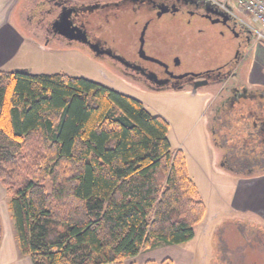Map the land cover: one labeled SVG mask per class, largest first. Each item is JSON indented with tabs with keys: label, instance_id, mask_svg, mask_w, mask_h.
<instances>
[{
	"label": "trees",
	"instance_id": "16d2710c",
	"mask_svg": "<svg viewBox=\"0 0 264 264\" xmlns=\"http://www.w3.org/2000/svg\"><path fill=\"white\" fill-rule=\"evenodd\" d=\"M218 106L206 117L223 168L264 174V133L238 117L222 126ZM168 130L139 100L87 78L0 70V184L20 254L32 264H122L192 240L206 206Z\"/></svg>",
	"mask_w": 264,
	"mask_h": 264
},
{
	"label": "rangeland",
	"instance_id": "374dc122",
	"mask_svg": "<svg viewBox=\"0 0 264 264\" xmlns=\"http://www.w3.org/2000/svg\"><path fill=\"white\" fill-rule=\"evenodd\" d=\"M49 7L48 0H26L22 3L17 12V26L23 37L42 50L22 48L12 58L8 68H24L33 74L64 73L84 77L139 100L150 114L162 117L169 124L167 136L171 148L182 151L188 174L206 206L205 217L195 227L192 240L180 245L159 243L155 248L147 249L122 264H143L147 258L156 262L164 258L171 259L169 256L173 255L176 246L195 253L196 259L192 264H264L263 222H255L254 218L236 214H223L225 216L220 220L216 218L217 213L224 210L236 196L239 182L235 175L226 176L218 170L216 152L207 131V103L209 106L217 103L220 99L219 96L215 97L217 92L212 89L195 94L186 91L147 90L126 81L80 49L68 48L64 43H45L42 26L39 23L37 25V22L41 17L43 22H47L49 15L46 11ZM143 21L144 19L134 17L127 22L118 23L121 34L118 38L121 39L119 47L126 51L138 47ZM105 28L95 27L93 31H104L105 34L110 30ZM184 28L186 27L178 28L176 33L177 55L185 62L183 73L198 71L199 67L206 71L218 69L236 54L238 38L230 36L220 26L211 30V33L208 30L202 39L197 38L199 36L196 32L185 31ZM163 37L161 41L166 39ZM256 41L264 43V38H257ZM210 98L213 99L212 104ZM8 202L9 197L0 184V225L3 224V233L7 232L9 226L14 232L13 221L7 210Z\"/></svg>",
	"mask_w": 264,
	"mask_h": 264
},
{
	"label": "flooded vegetation",
	"instance_id": "af4514ba",
	"mask_svg": "<svg viewBox=\"0 0 264 264\" xmlns=\"http://www.w3.org/2000/svg\"><path fill=\"white\" fill-rule=\"evenodd\" d=\"M48 3L50 7L46 14L49 19L43 22L41 17L37 22V25L39 23L42 26L45 43H64L68 48L80 49L126 81L147 90L186 91L193 94L215 90L220 99L217 100L219 106L214 118L222 122V126L231 117H238L246 119L244 122L247 126L256 127L264 133V89L249 87L243 81L242 67L249 57L250 48L246 42L250 36L246 33L240 36L238 33L241 28L237 22L231 18L225 21L223 11L216 6H209L207 0H48ZM160 13L164 14L158 18ZM62 15L75 28V36L76 30L82 32L77 35L82 34L84 41L68 40L54 31L53 25ZM134 17L144 19L138 47L126 51L119 47L121 39L118 38L121 34L118 23ZM151 20L141 51L140 36L146 23ZM94 26L110 30L105 34L104 31L95 33ZM219 26L239 40L233 58L218 69L206 71L196 65L201 71L183 73L185 62L176 51L178 28L186 27L185 31L196 32L199 36L197 38L202 39L208 30L211 33V30ZM162 37L166 39L161 41ZM257 103H263L259 112L254 110ZM247 132L253 135V131Z\"/></svg>",
	"mask_w": 264,
	"mask_h": 264
},
{
	"label": "crops",
	"instance_id": "0c3cea01",
	"mask_svg": "<svg viewBox=\"0 0 264 264\" xmlns=\"http://www.w3.org/2000/svg\"><path fill=\"white\" fill-rule=\"evenodd\" d=\"M26 0H0V70H9L8 65L12 62L20 50L24 47L41 48L34 45L28 39L22 36L17 26V19L20 7ZM33 16V15H32ZM45 50V49H44ZM243 68V81L249 87H262L264 89V43L253 40L250 45L248 60ZM219 95H215L218 97ZM220 97V96H219ZM211 100V101H210ZM213 99H209L212 104ZM208 101V102H209ZM207 107H209L207 103ZM207 131L209 128L207 125ZM215 149L217 168L226 176L233 175L228 172L220 162L222 151ZM238 177V176H234ZM238 189L236 196L225 207L224 210L217 213V220H220L223 214H236L242 217L254 218L264 223V174L249 178L238 177ZM206 213V212H205ZM205 217V216H204ZM204 219V218H203ZM203 221V220H202ZM3 224L0 225V264H32L29 257L20 254L15 233L12 228L7 227L5 233L2 231ZM176 250L169 256L173 264H192L195 261V253L183 250L182 247H175ZM151 258H147L149 260ZM144 261V262H145ZM155 261V260H154ZM161 260H157L160 263Z\"/></svg>",
	"mask_w": 264,
	"mask_h": 264
},
{
	"label": "built area",
	"instance_id": "2783aa9c",
	"mask_svg": "<svg viewBox=\"0 0 264 264\" xmlns=\"http://www.w3.org/2000/svg\"><path fill=\"white\" fill-rule=\"evenodd\" d=\"M226 12L257 40L264 38V0H207Z\"/></svg>",
	"mask_w": 264,
	"mask_h": 264
},
{
	"label": "water",
	"instance_id": "95a60500",
	"mask_svg": "<svg viewBox=\"0 0 264 264\" xmlns=\"http://www.w3.org/2000/svg\"><path fill=\"white\" fill-rule=\"evenodd\" d=\"M209 4V6H214L213 4H211L209 1H207ZM222 11V10H221ZM164 13H160L158 14V18L161 17ZM222 15H224V20H228V19H232V17L230 15H228L226 12H222ZM152 22L148 21L144 27V29L142 30L141 36H140V42H141V46H140V50H143V45H144V37L146 34V30L149 26V24ZM238 24V23H237ZM239 25V24H238ZM54 31H57L60 35L64 36L66 39L68 40H73V39H79V41H84V37L82 36V34L79 36L77 35V33H82L80 30H76V36L73 34L74 33V29L73 27H71V23L68 21V18L64 15H62L57 22L54 23ZM240 26V25H239ZM241 31H239V35L243 36V33H246L250 36L249 39H247L246 45L248 48H250V45L252 43V39H253V35L252 33L245 27L240 26ZM247 48V50H248ZM19 69V68H16Z\"/></svg>",
	"mask_w": 264,
	"mask_h": 264
}]
</instances>
